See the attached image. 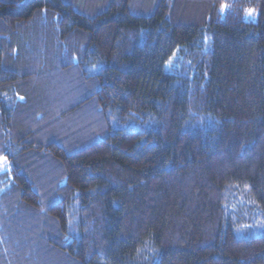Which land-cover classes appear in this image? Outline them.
<instances>
[{
  "label": "trees",
  "instance_id": "obj_1",
  "mask_svg": "<svg viewBox=\"0 0 264 264\" xmlns=\"http://www.w3.org/2000/svg\"><path fill=\"white\" fill-rule=\"evenodd\" d=\"M0 264H264V0H0Z\"/></svg>",
  "mask_w": 264,
  "mask_h": 264
},
{
  "label": "rangeland",
  "instance_id": "obj_2",
  "mask_svg": "<svg viewBox=\"0 0 264 264\" xmlns=\"http://www.w3.org/2000/svg\"><path fill=\"white\" fill-rule=\"evenodd\" d=\"M8 169V164L4 160V158H0V172L5 171Z\"/></svg>",
  "mask_w": 264,
  "mask_h": 264
}]
</instances>
